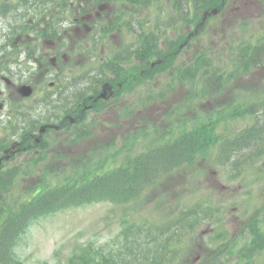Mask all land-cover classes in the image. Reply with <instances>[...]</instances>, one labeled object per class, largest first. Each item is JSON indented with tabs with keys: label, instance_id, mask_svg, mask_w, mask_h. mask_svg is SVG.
Segmentation results:
<instances>
[{
	"label": "rangeland",
	"instance_id": "374dc122",
	"mask_svg": "<svg viewBox=\"0 0 264 264\" xmlns=\"http://www.w3.org/2000/svg\"><path fill=\"white\" fill-rule=\"evenodd\" d=\"M6 1L12 4L20 2ZM116 2L112 1L108 8L109 15H113V18L125 12H135L136 20L146 18L144 5L138 3V0L130 4L125 0L121 4ZM221 4L222 1H219L215 5L219 13L209 17L198 38L183 52L187 61L195 60L197 54L202 53L205 56L202 62L205 68L213 71L224 70L225 82L219 92L216 93L217 87L213 85L208 96L202 97L197 89L198 79L179 75V69L173 75L170 72L161 73L155 67L140 85L136 78H130L128 87L124 89L125 96H128V100L124 97L125 104L128 103L129 107L133 104L137 106V101L141 98L140 91L144 92L139 112L132 115L127 123L121 121L119 106L97 116L92 113L98 121L91 127L89 122H92L93 117H90L85 125L90 126L89 133L81 140L68 139L69 134H64V131L47 135L49 147L38 150L47 151L44 160L40 162L41 155L35 158L33 154H25L15 159L18 164L10 165L12 167L22 164L23 168L27 166L28 171L27 175L19 177V190L14 194L19 196V193H25L29 189L30 195L39 185L47 183L51 186L64 182L66 178L82 176L84 181L87 178L86 172L93 177L94 174L109 171L103 175L106 176L111 170L123 164L127 165L130 159L147 154L157 144L175 138L183 131L190 132L197 124L207 125L214 122L215 134L229 136L226 141L235 140L240 131L253 125L257 120L256 115L239 117L232 122L228 119L232 117L233 108L238 104L250 102L258 111L263 110L264 67L245 70L239 58L243 49L257 50V47L264 45V0H226ZM156 13L155 9L152 13L154 22L149 19L148 21L158 28H164L165 24L158 21ZM202 16L203 11H200L194 16L192 23H178L177 30L175 25L166 31V45L195 31ZM36 34L29 28V46H35L39 41ZM75 35L71 39L73 43L86 40L84 29ZM119 43H124L121 35H117V40L112 41L111 46ZM46 51L52 55L54 48ZM262 54L264 57V52ZM70 64L75 65L74 61ZM19 65L15 63L10 66L11 74L17 79L29 80L32 84L37 82L36 77L29 75L28 63ZM134 65L139 70L137 61L126 64L122 69L125 71ZM31 67L36 68L34 65ZM192 71L194 72L193 66ZM35 72L37 74V70ZM88 72L90 73V69ZM6 88L8 112L17 106L15 102L20 101L17 99V92V96L13 98L17 100L9 98L13 87ZM2 89L1 84L0 90ZM28 103H33L32 106L36 108H30L31 112H43L44 108L36 107L37 102ZM34 115L37 116V112ZM142 134L144 137L140 138ZM13 135L18 136L19 133ZM11 141L13 139L7 132L0 129V145H8ZM217 146L218 143L208 147L209 150L191 163L163 176L156 186L145 185L140 189L143 193L136 201H91L87 204L71 205L25 226L21 224L14 249L15 258L22 264H78L81 254L89 255L93 254L91 251H97L104 253L109 263L157 264L165 252L162 247L164 239L159 235L160 227L163 226L159 227V232L157 226L184 219L186 226L191 220V231L185 227L188 233L183 237V243L175 244L182 250L168 252L166 260L171 262L166 264L236 263L239 259L236 245H239V250L247 245L248 231L244 223L252 218H264V155L260 154L258 164L251 163L250 166L255 167L247 176L231 181V175H239L247 169L244 170L243 164H238L237 161H227L224 164V158L221 157L224 150L220 149L221 145L218 149ZM257 151L253 152V157H256ZM140 156L149 158V155ZM113 182L115 184L116 179ZM12 200L7 193L0 191L1 206L10 205ZM221 240L222 247L218 244L219 248L212 253L216 245L211 242L220 243ZM233 240L236 241L235 249L230 248ZM256 263L264 264V254L256 259ZM98 264H104V261L99 260Z\"/></svg>",
	"mask_w": 264,
	"mask_h": 264
},
{
	"label": "trees",
	"instance_id": "16d2710c",
	"mask_svg": "<svg viewBox=\"0 0 264 264\" xmlns=\"http://www.w3.org/2000/svg\"><path fill=\"white\" fill-rule=\"evenodd\" d=\"M23 5L27 8L28 0H21ZM69 0H29V8H33L32 12H64L67 9V2ZM117 2L119 0H116ZM198 6L202 9L207 6L211 7L218 3V0H195ZM21 10V6L18 5ZM30 12V11H29ZM198 12H196L197 14ZM121 18V15H117ZM113 24V25H112ZM111 28L118 25L113 22ZM120 24V23H119ZM121 25V24H120ZM147 37L145 58L148 59L149 51H152L153 42ZM151 38V37H150ZM149 39V40H148ZM155 55V54H153ZM152 55V56H153ZM205 56H198L197 62L194 63V73L202 72V77L196 83L202 87L201 93L209 94L210 87L216 85L217 90L222 88L224 81L222 72L218 69L213 71L208 68L210 73L208 81H206L207 72L203 69V60ZM241 60L239 62L245 68L250 66V48H246L241 53ZM249 68V67H248ZM255 106L250 102L235 105L231 113L232 117H247L255 116ZM264 107V106H263ZM227 117V116H226ZM231 117V118H232ZM215 123L201 124L194 127L190 132L184 133L182 136L163 142L161 145L155 146L147 154L149 158L138 156L131 159L124 167L112 171L106 176H94L85 178L82 182L65 183L64 185L56 186L50 190L43 189L34 194L29 202L18 203L17 208L12 212V219L21 221L34 219L36 216L45 215L55 211L61 207H66L71 204L91 202V201H111L116 203H125L135 201L141 197L140 191L145 185H149L151 181L161 179L166 174L171 173L175 169L184 164H189L197 158V155L210 147V145L219 138L214 135ZM223 139V138H222ZM224 150L223 155L228 161H237L243 164L244 167H250L251 163L256 161L253 157V152L258 150L256 157L259 159L260 154L264 155V108L258 111L256 123L243 129L237 139L226 141L222 144L220 149ZM244 152H247L245 155ZM251 155V156H250ZM238 158V159H235ZM113 175V176H112ZM116 179L114 184L113 180ZM11 178V176L9 177ZM82 179V178H81ZM24 221V220H23ZM11 224V222H10ZM14 225H5L2 228L0 235V264H9L8 255L6 254L12 244L11 236L15 233V228L19 225L18 222L12 223ZM12 226V228H11ZM14 226V227H13ZM189 226H187L188 228ZM192 228V227H191ZM190 228V229H191ZM161 233L174 235L172 239H165L162 243L165 252L161 255L164 262L168 252H177L176 248H171V240L180 238L186 230H181V223L178 221L168 223L161 230ZM17 233V232H16ZM163 238V235H161ZM96 262V260H93ZM106 261V260H105ZM85 264H90L89 259L84 258ZM98 264V262L96 263ZM105 264H114L106 261ZM136 264V263H135ZM141 264H144L141 262Z\"/></svg>",
	"mask_w": 264,
	"mask_h": 264
},
{
	"label": "flooded vegetation",
	"instance_id": "af4514ba",
	"mask_svg": "<svg viewBox=\"0 0 264 264\" xmlns=\"http://www.w3.org/2000/svg\"><path fill=\"white\" fill-rule=\"evenodd\" d=\"M8 13L9 12H0V65L8 63L12 64L16 61H13V55H15L17 52L16 48L20 44L22 47L28 48L26 51V59L23 63L29 64V75L31 77H36L37 82L32 84L33 82L29 83V80L26 81L23 80V78L17 79L16 76L11 73H9L10 76H7V74H3V72H1L0 86L2 84L3 89L0 90V103L5 102L7 105L5 94L7 89L6 86L13 87L9 94L10 99H13L15 96H17L16 92H19V87L21 85L27 84L32 86L34 89V94L31 97L24 98L18 94L19 98L17 97V99L21 103L24 101H43L49 105V111L45 112V116H47L49 119H46L38 126L39 128L42 126H48L46 132L61 130L64 132H71L72 128L76 125L85 126L89 122L90 117H93L92 113L99 114L105 111L107 112L113 108L110 105L112 100L105 101L103 99H97L100 93V87L96 77V75L99 74L97 62L98 47L102 46L101 51L105 52L103 43H99L95 48H92L89 56L84 55V53H79L75 56H72L71 53H66L65 50L73 44L71 39L73 37L75 38L76 36H73L67 30L66 27L68 26L69 22L67 18H65V22L62 21L60 25L61 17L56 19V17L53 16L52 23H49L48 26L52 27V29H57L58 44L56 47V43L49 40L47 43L50 44L51 48L56 47L57 53L53 51V54L51 55L44 49L42 52H39L37 57H29V12H14V15H11V13L8 15ZM58 22V26H55ZM107 33L113 36L111 31H108ZM126 43L127 50H124V53L128 55L130 52H134L133 55L137 57V62L140 65V52H142L145 48L144 39L138 38V40H135V37H129L126 40ZM130 47H132V50L134 51H131ZM7 48H9V50H5ZM82 58L84 61L81 62ZM100 59L102 62L105 61V59L111 60L112 55L108 53L106 57L101 56ZM71 61H74L75 65L70 64ZM88 64H90V66H88L90 67V73L88 75L82 76V67L83 65ZM33 65L36 68H32L31 66ZM113 68L112 62L110 64L105 63V65L100 68L101 74L106 78L105 82L102 83H110L114 91V99H116L117 96H120L122 99L123 93L120 90L123 88V81L117 82L116 86L113 83V80L108 79L110 77L109 75L113 73ZM0 69H2L1 66ZM35 70H37V74ZM67 70H70L71 72L68 73ZM144 72L145 69H142V76H144ZM130 76L132 78H138L136 73H133ZM120 78L123 80L122 75H120ZM87 79L89 80L86 81ZM82 80L85 82L81 83ZM16 81H21V83L19 84ZM102 83L100 85L101 87H103ZM3 117L17 124L19 118L17 106L8 112L6 109L0 111V124ZM24 117L28 118V120L18 124V127L23 129L21 132L22 135L20 137H13V141H11L9 146L3 150V155H1L2 150L0 145L1 158L2 156H5V150L17 143L16 150H11L8 153L9 158L7 159H9L12 163H17L15 159L25 154H38L39 151L35 146L41 144L42 142V136H38V133L31 129L34 123H32L31 119L29 118V109L27 113L24 114ZM37 125L38 124H35L34 127ZM52 125L58 126V130L53 129L51 127ZM38 138L40 141H37Z\"/></svg>",
	"mask_w": 264,
	"mask_h": 264
},
{
	"label": "water",
	"instance_id": "95a60500",
	"mask_svg": "<svg viewBox=\"0 0 264 264\" xmlns=\"http://www.w3.org/2000/svg\"><path fill=\"white\" fill-rule=\"evenodd\" d=\"M215 13H216V11H215ZM23 90H24V93H25V94H30V91H31L30 88L26 87V88H24Z\"/></svg>",
	"mask_w": 264,
	"mask_h": 264
}]
</instances>
